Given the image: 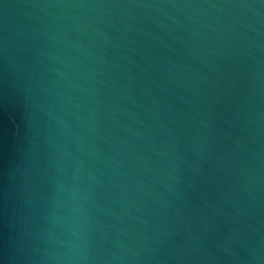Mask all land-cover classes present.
Masks as SVG:
<instances>
[{
    "label": "water",
    "instance_id": "water-1",
    "mask_svg": "<svg viewBox=\"0 0 264 264\" xmlns=\"http://www.w3.org/2000/svg\"><path fill=\"white\" fill-rule=\"evenodd\" d=\"M0 264H264V0H0Z\"/></svg>",
    "mask_w": 264,
    "mask_h": 264
}]
</instances>
